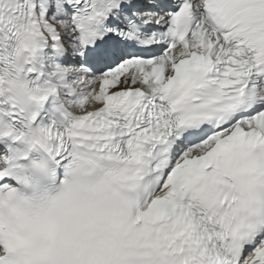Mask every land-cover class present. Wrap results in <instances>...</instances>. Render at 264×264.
<instances>
[{
  "label": "snow or ice",
  "instance_id": "6c2138e0",
  "mask_svg": "<svg viewBox=\"0 0 264 264\" xmlns=\"http://www.w3.org/2000/svg\"><path fill=\"white\" fill-rule=\"evenodd\" d=\"M0 264H264V0H0Z\"/></svg>",
  "mask_w": 264,
  "mask_h": 264
}]
</instances>
